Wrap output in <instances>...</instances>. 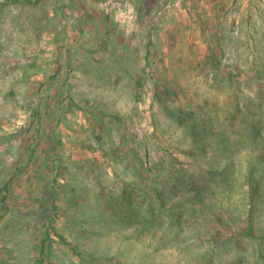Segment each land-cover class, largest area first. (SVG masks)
Segmentation results:
<instances>
[{
    "label": "rangeland",
    "instance_id": "1",
    "mask_svg": "<svg viewBox=\"0 0 264 264\" xmlns=\"http://www.w3.org/2000/svg\"><path fill=\"white\" fill-rule=\"evenodd\" d=\"M254 124L264 0H0V264H264Z\"/></svg>",
    "mask_w": 264,
    "mask_h": 264
},
{
    "label": "trees",
    "instance_id": "2",
    "mask_svg": "<svg viewBox=\"0 0 264 264\" xmlns=\"http://www.w3.org/2000/svg\"><path fill=\"white\" fill-rule=\"evenodd\" d=\"M254 125L256 126V132L258 135H253L252 137H250V139L256 144L258 138L259 140H264V137H263V132L261 130L262 125L261 124H254ZM260 165L262 167L260 171L258 170L256 171L254 167H251V171L249 174V185H250V190H251L250 192V203H251L250 210L251 211H249L250 214L248 217L249 224L246 227V230L249 234H256L255 233L256 227L263 224V222L260 221L261 220L260 218L261 216H264V212L262 211L260 212L258 210L260 207L264 208V161L263 160H261ZM7 184L8 183H6L4 187L7 188ZM110 194L113 195V193H110ZM178 198H182V197L178 196ZM174 201L177 202V200H174ZM192 211L196 212L197 208L193 207ZM193 212L191 213V218L194 217ZM179 214L180 215L177 217L176 223L178 226V230H181L185 222L184 221L185 213L183 212V209H181V212ZM178 236H180L179 233H178Z\"/></svg>",
    "mask_w": 264,
    "mask_h": 264
}]
</instances>
